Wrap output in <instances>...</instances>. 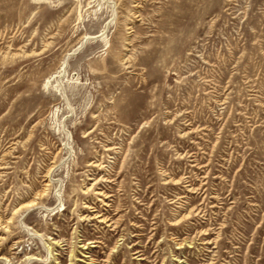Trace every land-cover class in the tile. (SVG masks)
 Listing matches in <instances>:
<instances>
[{"label": "rangeland", "instance_id": "obj_1", "mask_svg": "<svg viewBox=\"0 0 264 264\" xmlns=\"http://www.w3.org/2000/svg\"><path fill=\"white\" fill-rule=\"evenodd\" d=\"M0 264H264V0H0Z\"/></svg>", "mask_w": 264, "mask_h": 264}, {"label": "bare ground", "instance_id": "obj_2", "mask_svg": "<svg viewBox=\"0 0 264 264\" xmlns=\"http://www.w3.org/2000/svg\"><path fill=\"white\" fill-rule=\"evenodd\" d=\"M23 202V201H22ZM36 202V201H35ZM32 203H34V202H32ZM28 204H30V203H28ZM23 205V204H22ZM19 207V206H18ZM102 217V216H101ZM90 262H92V261H90Z\"/></svg>", "mask_w": 264, "mask_h": 264}]
</instances>
